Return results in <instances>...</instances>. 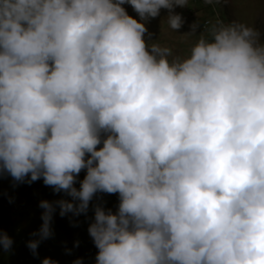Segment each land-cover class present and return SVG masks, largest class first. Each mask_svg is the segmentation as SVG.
I'll return each mask as SVG.
<instances>
[{
  "label": "clouds",
  "instance_id": "1",
  "mask_svg": "<svg viewBox=\"0 0 264 264\" xmlns=\"http://www.w3.org/2000/svg\"><path fill=\"white\" fill-rule=\"evenodd\" d=\"M185 6L0 0V176L70 198L38 202L34 256L57 208L86 216L107 193L116 210L94 203L87 226L94 264H264V32L217 17L179 35L197 37L183 56L146 41L162 9L180 29Z\"/></svg>",
  "mask_w": 264,
  "mask_h": 264
},
{
  "label": "rangeland",
  "instance_id": "2",
  "mask_svg": "<svg viewBox=\"0 0 264 264\" xmlns=\"http://www.w3.org/2000/svg\"><path fill=\"white\" fill-rule=\"evenodd\" d=\"M128 14L135 17V13L130 7L125 5ZM176 13H179L184 20V24L178 30H170L167 24L164 22V18L167 15L166 10H161L160 15L156 18L150 19L147 24L148 33L151 36L145 34V39L156 40L163 46H167L172 49L174 56H183L186 54L191 43L197 38L193 37H182L179 36L183 33L190 31V25L198 21L201 28L197 29V34L199 31L207 35V29L211 24L215 23L216 17L221 18V20L233 21L237 20L240 22L253 24L255 27L264 32V0H213L212 3H207L206 0H187V6L177 7L174 9ZM204 22H209V26L202 30V24ZM16 220L11 228L10 232H6L8 236L12 239L13 243L10 250L5 251L0 248V264H40V261L44 257L55 260L53 257L59 258L62 255L61 250L63 248L59 247V244H54L50 237L48 239L42 240L37 249V255L34 256L32 252L27 248L26 242L31 239H35L31 233L38 230L33 229L31 222L25 219H18L16 214L12 215ZM0 232L1 228H0ZM24 239V241H22ZM50 251V252H49ZM66 254L70 252L66 251ZM62 260H57L58 264L65 262L67 258Z\"/></svg>",
  "mask_w": 264,
  "mask_h": 264
},
{
  "label": "trees",
  "instance_id": "3",
  "mask_svg": "<svg viewBox=\"0 0 264 264\" xmlns=\"http://www.w3.org/2000/svg\"><path fill=\"white\" fill-rule=\"evenodd\" d=\"M216 19L218 20L217 17ZM203 25L204 23L202 24V28ZM84 174V170H81L77 180L82 179ZM74 186L78 187V182ZM61 198L70 199L62 192L54 193L51 186L43 184L42 179L34 181L31 184L18 183L13 186V181L10 176H0L1 231L10 232L12 226L16 224V220L12 216L13 214H16L18 219L27 218L31 222L34 230L39 229L42 223L40 213L43 210L38 207V202L41 199L53 201ZM99 202H103L105 208H110L114 212L118 204V194L96 193L93 200L89 202V209L86 216L85 214L73 216L71 213H67L64 217H61L58 214V208L53 214L50 225L53 235L50 237V240L54 244L62 243L59 244V247L64 249L61 250L62 255H64L63 258H67L65 262L63 261L60 264H72L77 258L82 260V264H94V257L97 250L87 233V226L93 216L92 205ZM76 241H79L78 246L76 245ZM66 250L70 254H66ZM62 255L59 258L56 256L53 258L56 261L59 259L62 260Z\"/></svg>",
  "mask_w": 264,
  "mask_h": 264
},
{
  "label": "built area",
  "instance_id": "4",
  "mask_svg": "<svg viewBox=\"0 0 264 264\" xmlns=\"http://www.w3.org/2000/svg\"><path fill=\"white\" fill-rule=\"evenodd\" d=\"M206 25H207V22H206Z\"/></svg>",
  "mask_w": 264,
  "mask_h": 264
}]
</instances>
